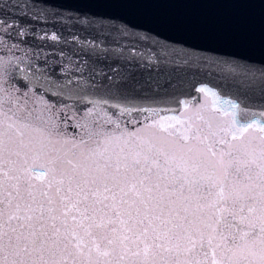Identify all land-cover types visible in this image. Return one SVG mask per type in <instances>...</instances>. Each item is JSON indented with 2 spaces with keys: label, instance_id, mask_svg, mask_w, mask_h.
<instances>
[{
  "label": "water",
  "instance_id": "obj_1",
  "mask_svg": "<svg viewBox=\"0 0 264 264\" xmlns=\"http://www.w3.org/2000/svg\"><path fill=\"white\" fill-rule=\"evenodd\" d=\"M0 101V130L12 123L26 142L74 150L77 162L107 136L112 154L132 131L179 158V142L154 124L161 117L224 126L231 117L217 109L235 105L242 123L264 121V0H0ZM260 137L228 139L258 154ZM218 160L189 161V178L222 176ZM12 166L23 161L5 151Z\"/></svg>",
  "mask_w": 264,
  "mask_h": 264
},
{
  "label": "snow or ice",
  "instance_id": "obj_2",
  "mask_svg": "<svg viewBox=\"0 0 264 264\" xmlns=\"http://www.w3.org/2000/svg\"><path fill=\"white\" fill-rule=\"evenodd\" d=\"M232 108L217 109L231 117L224 126L202 115L200 125L184 115L154 122L179 142V158L132 131L112 154L107 136L77 162L74 150L33 145L9 123L0 130V264H264V121L242 123ZM250 129L261 133L258 154L228 139ZM33 131L47 138L44 128ZM5 151L22 170H4ZM218 151L222 176L189 178V161Z\"/></svg>",
  "mask_w": 264,
  "mask_h": 264
}]
</instances>
